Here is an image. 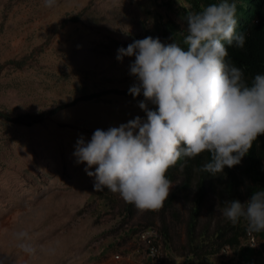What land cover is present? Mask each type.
I'll list each match as a JSON object with an SVG mask.
<instances>
[{
	"label": "rangeland",
	"instance_id": "374dc122",
	"mask_svg": "<svg viewBox=\"0 0 264 264\" xmlns=\"http://www.w3.org/2000/svg\"><path fill=\"white\" fill-rule=\"evenodd\" d=\"M164 1L56 0L47 8L44 0H0V264H153L136 242L149 225L160 237V264H232L228 250L190 260L185 222L192 190L179 193L164 213V245L158 209L133 205L122 222L126 202L108 190L98 195L87 165L73 155L80 136L87 142L98 128L146 119L138 107L143 95L128 91L137 83L130 75L134 57L119 61L117 55L147 36L170 43L141 25L152 26L153 10L169 15ZM93 93L100 97L81 100ZM37 116L38 122L25 123ZM180 182L178 176L171 191ZM225 201L218 190L206 197L197 232L206 225L210 234L227 221ZM239 201L246 202L243 189ZM253 241L256 249L264 244Z\"/></svg>",
	"mask_w": 264,
	"mask_h": 264
},
{
	"label": "clouds",
	"instance_id": "9594fccd",
	"mask_svg": "<svg viewBox=\"0 0 264 264\" xmlns=\"http://www.w3.org/2000/svg\"><path fill=\"white\" fill-rule=\"evenodd\" d=\"M55 3L44 0L47 8ZM184 20L182 44L147 36L118 49L117 60L134 57L130 75L137 83L128 91L143 95L138 107L146 119L98 128L87 142L80 136L73 153L95 178L94 191L107 189L142 211L163 206L174 186L167 173L178 163L183 169L206 152L209 159L194 171L215 177L240 165L264 136V74L249 82L229 58V47L243 49L246 42L238 31L237 0L208 4ZM223 205L232 224L243 220L249 232H264V190L255 188L245 203Z\"/></svg>",
	"mask_w": 264,
	"mask_h": 264
},
{
	"label": "trees",
	"instance_id": "16d2710c",
	"mask_svg": "<svg viewBox=\"0 0 264 264\" xmlns=\"http://www.w3.org/2000/svg\"><path fill=\"white\" fill-rule=\"evenodd\" d=\"M217 2L219 0H166L162 4L166 7L165 10L168 11L169 15L166 16V14L153 10L151 12L152 26L145 29V20L141 21V25L145 33L150 35L159 34L164 41L169 40L172 42L171 38H174L182 44L183 36L186 35L184 30L187 27L184 16L193 11H200L208 4ZM156 7H160V5ZM171 14L180 19L183 24L178 25L171 18ZM237 18L238 31L245 33L246 42L243 49L235 46L229 47V58L237 66L244 69L245 77L250 82L256 74H264V0H237ZM71 19V22L76 21L75 18ZM99 97V94L93 93L81 100L90 101ZM4 118L9 120L5 116ZM25 118L27 119L25 123L29 124L38 122L41 117ZM17 120L15 118L13 122L19 123V120ZM208 159L209 154L205 152L194 159H188L187 166L183 169L180 168L179 163L169 169L168 179L174 182L180 176L181 182L178 187L170 192L169 198L163 203V206L157 210L161 224L160 235L163 238L164 245L167 244L169 239L164 213L171 209L179 193L184 192L185 195L192 190V200L185 222V239L190 260L200 259L203 256L218 255L222 248L227 246L228 251H231L230 263L263 264L264 244L260 249L248 246L245 235L247 224L243 220L237 224H232L228 220L216 224L210 234H208V226L205 225L200 232H197V226L203 202L209 194H214V191L218 190L219 195L225 196L228 201H231L234 199L239 200V190L243 189L247 201L255 188L264 190V136H260L254 142L249 154L242 159L240 165L231 169L226 167L223 174L213 177L208 173L194 171ZM81 173L82 169L78 174L82 179H86V176H81ZM104 191L106 192L107 189ZM96 193L101 195L103 191H96ZM132 215L133 205L125 203L122 222ZM171 215L176 218V214L171 213ZM150 223L151 218L149 219ZM250 233L257 241L264 240V232Z\"/></svg>",
	"mask_w": 264,
	"mask_h": 264
},
{
	"label": "built area",
	"instance_id": "2783aa9c",
	"mask_svg": "<svg viewBox=\"0 0 264 264\" xmlns=\"http://www.w3.org/2000/svg\"><path fill=\"white\" fill-rule=\"evenodd\" d=\"M157 232L155 228L147 227L136 234L137 245L143 247L146 258L152 261L153 264H160L162 260L160 237ZM245 235L248 246L253 247L254 238L251 233L247 230ZM224 250L227 251L228 247L225 246L221 251ZM117 258L118 257L115 256V259Z\"/></svg>",
	"mask_w": 264,
	"mask_h": 264
}]
</instances>
